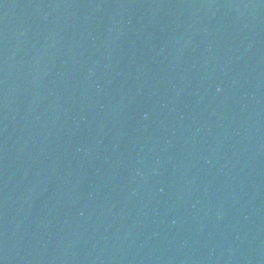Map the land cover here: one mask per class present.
<instances>
[{
  "label": "water",
  "instance_id": "water-1",
  "mask_svg": "<svg viewBox=\"0 0 264 264\" xmlns=\"http://www.w3.org/2000/svg\"><path fill=\"white\" fill-rule=\"evenodd\" d=\"M0 264H264V0H0Z\"/></svg>",
  "mask_w": 264,
  "mask_h": 264
}]
</instances>
